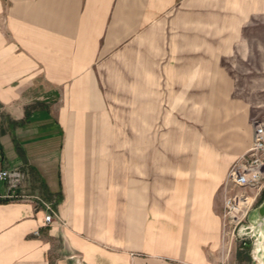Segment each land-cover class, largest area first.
I'll use <instances>...</instances> for the list:
<instances>
[{"label":"crops","instance_id":"obj_1","mask_svg":"<svg viewBox=\"0 0 264 264\" xmlns=\"http://www.w3.org/2000/svg\"><path fill=\"white\" fill-rule=\"evenodd\" d=\"M256 70L264 0H0V169L25 173L19 197L0 199V264H224L216 190L233 160L215 149H249ZM239 86L232 119L207 129L220 135L167 176L159 156L88 154L107 148L105 117H136L144 133L160 100H227ZM42 201L62 223H45Z\"/></svg>","mask_w":264,"mask_h":264},{"label":"rangeland","instance_id":"obj_2","mask_svg":"<svg viewBox=\"0 0 264 264\" xmlns=\"http://www.w3.org/2000/svg\"><path fill=\"white\" fill-rule=\"evenodd\" d=\"M176 7L178 9V6ZM166 60V54H161V64ZM227 71L228 73H230V75H237L238 72H240V75L241 73H243L242 69H234L230 68V66L229 68H227ZM160 72L162 95L166 88L164 84H167V69L165 70L161 67ZM255 75L256 84L254 86L255 91L253 95V109L255 110V116L251 117L250 122L246 123L248 125H251L252 128L254 119L264 120V70H256ZM244 87L246 88L244 89ZM247 88L248 86H239L236 93L230 95L227 100H160L159 115L158 117H154L153 120L150 118L148 123H144L146 129L144 133H141L139 129V131H136V121H139L136 117H128L126 119L125 117H118V114H115L113 116L111 115V117L108 118L105 117L104 119L108 122L107 132H104L103 134H97L96 139L106 140L105 144H107V148L89 149L88 154L97 157L112 156L114 158H117L118 160L124 157H127L129 160L133 158L134 160V158L136 157H146L147 155L159 156L161 163V175L165 174V176H167L170 173V170H168L167 168L171 167V165L174 164L177 160H181L183 158L194 159V157L199 156L201 149L198 147H200L199 144L201 143V141H205L207 139L210 140L220 135L216 132H208L207 129H209L210 126H215L216 124L221 123L223 120L230 121L232 119L228 116H224V110H231L233 108L232 102H234V100L239 96L245 94L247 92ZM128 108H132L130 104ZM228 114L230 113L227 112V115ZM244 127L245 129L241 128V136L247 135V132H249L251 135L249 126L246 125ZM261 128L264 129V127H259V129ZM224 134L225 133L221 134L223 135V137L216 139L220 141L219 144L221 146L223 144L222 138H224ZM225 135L227 136V134ZM142 141H154L156 144H159V148H136L137 142ZM239 145H241V148L235 147ZM235 146L232 148L220 147L215 149L217 159L225 158L233 160L229 171L233 167V165L247 153L246 152L245 154H241L239 157H237L239 155V152L243 150L242 146H244V143H235ZM250 146L251 143L247 145V148ZM17 168L20 169V167ZM131 168L134 169L135 165H129V172ZM229 171L225 177L226 179L218 185L216 190V195L219 196L218 198H220L219 201H222H220V204H223L222 216L225 210L224 202L226 195L237 191V189H234L229 184H227ZM118 179L112 180V182L109 180L110 182L108 181L107 183V193L111 195V198L113 199L112 201L116 203H120L119 201L121 200V187ZM164 188H167L166 182ZM164 194L165 192L161 191V195ZM263 201L264 192L258 198L254 208L259 206ZM42 202L45 209L47 210V215L52 216V220L48 223H45L49 225L55 222H61V217L59 216V214H57L55 206L49 202ZM118 207L112 208V214L119 213H116L115 211ZM248 217L246 218L244 223H248V221L250 219H253L255 215L251 214L249 220ZM256 243L258 242H256V239L253 237H239L229 248L228 246L224 245L221 227V248L219 251V257L224 259V264H262L263 262L260 261V258L256 257V254L254 253ZM69 253L70 252H68V254ZM64 256L66 257L67 254L65 253Z\"/></svg>","mask_w":264,"mask_h":264},{"label":"built area","instance_id":"obj_3","mask_svg":"<svg viewBox=\"0 0 264 264\" xmlns=\"http://www.w3.org/2000/svg\"><path fill=\"white\" fill-rule=\"evenodd\" d=\"M252 124L254 131L251 146L246 155L233 165L227 177V184L237 189L226 195L224 202L222 235L224 245L229 248L239 238V226L264 192V135H259V127H264V120L254 119ZM24 179V172L17 167L1 168L0 189L5 186L7 191L4 194L0 192V199L19 197L16 189ZM51 220V215L45 216L46 223Z\"/></svg>","mask_w":264,"mask_h":264},{"label":"water","instance_id":"obj_4","mask_svg":"<svg viewBox=\"0 0 264 264\" xmlns=\"http://www.w3.org/2000/svg\"><path fill=\"white\" fill-rule=\"evenodd\" d=\"M251 214L255 217L249 220ZM249 217L248 223L240 225L237 233L239 237H253L256 239L258 243H256L254 253L264 264V201L252 210Z\"/></svg>","mask_w":264,"mask_h":264},{"label":"bare ground","instance_id":"obj_5","mask_svg":"<svg viewBox=\"0 0 264 264\" xmlns=\"http://www.w3.org/2000/svg\"><path fill=\"white\" fill-rule=\"evenodd\" d=\"M259 135H264V129H259Z\"/></svg>","mask_w":264,"mask_h":264}]
</instances>
